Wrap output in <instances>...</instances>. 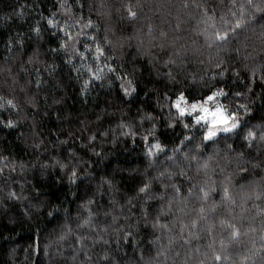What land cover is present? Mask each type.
I'll return each instance as SVG.
<instances>
[{
  "label": "trees",
  "instance_id": "obj_1",
  "mask_svg": "<svg viewBox=\"0 0 264 264\" xmlns=\"http://www.w3.org/2000/svg\"><path fill=\"white\" fill-rule=\"evenodd\" d=\"M60 3L0 0V97L17 105L0 110V119L17 122L14 128L0 125V264H80L77 237H88L91 246L97 233L109 244L90 247L93 259L110 247L115 264H264V195L256 196L264 191V147L249 149L242 137L232 136L205 148L203 129L189 117L180 122L169 107L179 91L191 101L223 88L227 98L216 99L228 111L246 104L251 112L241 109V120L264 125V21L230 34L218 48L208 46L206 32L223 30L242 12L247 17V0H63V8ZM129 7L135 18L128 16ZM53 13L61 25L91 19L92 28L84 31L96 37L103 56L96 59L95 44L86 36L78 45L81 51L83 43L91 45L85 59L69 63L63 52L51 51L63 36L48 28L46 18ZM37 24L39 38L32 30ZM170 57L176 64L165 67ZM97 66L104 79L84 88L88 69ZM169 68L174 80L165 75ZM37 80L43 81L39 88ZM128 80L136 87L132 97L120 87ZM122 123L136 136L122 135L128 131ZM90 135L94 142L84 139ZM185 135L191 140L181 145ZM144 136L158 140L166 154L149 158ZM240 152L248 161L242 165L246 172L238 170ZM72 153L79 175L74 184L68 169L55 166L57 160L71 166ZM165 169L176 175L152 179ZM104 179L113 181L112 188L104 184L97 191ZM149 180L155 199L145 206L137 190ZM225 187L228 200L221 199ZM200 188L208 191L207 200ZM10 192L16 197L9 198ZM154 218L167 227L153 229ZM228 224L238 229L237 237Z\"/></svg>",
  "mask_w": 264,
  "mask_h": 264
},
{
  "label": "snow or ice",
  "instance_id": "obj_2",
  "mask_svg": "<svg viewBox=\"0 0 264 264\" xmlns=\"http://www.w3.org/2000/svg\"><path fill=\"white\" fill-rule=\"evenodd\" d=\"M248 5L251 7L252 11L245 17L243 12L234 20L233 23L230 24V26L224 28L223 30H216L212 32L211 34H208L206 32V39L208 42V46L212 47L214 44L216 47H221L224 43H227V41L230 39V34L235 35L238 30L242 28L252 27L256 23L260 21H264V0H247ZM60 7H64L63 0H61ZM83 7V4H81V8ZM128 16L130 18L136 17V12L132 11L131 7L127 9ZM233 16H236V13H233ZM46 23L48 25V28L53 30V35H58L59 33H63V36L60 38L58 49H51L53 52L61 51L64 53L66 57V61L71 63L76 57H79L80 59L86 58V52L92 51V47L89 43H83L82 47L84 51H81V47L78 46L81 44L80 37L86 36L88 39L92 41L93 44H95V53L96 59L99 60L100 56H103L104 49L103 47L96 42V37L94 35H90L88 32H85L84 29L92 28V21L91 19L84 21L83 16H81L79 19L74 20L72 24H63L61 25L59 21L55 19V13H53L52 16L46 18ZM264 27V25H262ZM78 30H75L77 29ZM33 32L37 35L39 38L41 33V28L39 24L33 27ZM176 60L173 58H169L167 61H165V67H168L169 65H175ZM108 68L109 72H113L114 69L111 65H105ZM217 67H220V64H217ZM89 73L91 74L90 80H87L84 82V88H87L88 85L92 83V81H102L104 79V73L103 69L97 66L96 70L93 71L91 68L88 69ZM167 78L169 80H174L175 77L173 76L171 68L165 73ZM219 75H223V70L219 73ZM253 76H255V72H253ZM120 79H125L124 77H120ZM37 87L39 88L40 84L43 83V81L37 80ZM121 91L123 92L125 97H132L133 94L136 92V87L133 85L131 80H128L126 84H121ZM83 91V89H82ZM234 95L240 96V92H236ZM225 97L227 98L228 93L224 91L223 88H216L214 90H211L208 94H206L202 99L200 100H191L189 101L188 97L186 96L184 91H179L178 94L175 95L174 99H171L167 95H165L164 99L169 100L171 99V103L169 107L171 109L175 110V117L180 122H183V118L189 117L190 123L194 126H200L203 129L202 136H203V147L207 148L209 144L215 145L219 139L228 140L232 136L236 137H242L244 141V146L247 148H260L264 147V125L260 126H250L248 123L243 122L241 120V109L243 110V113H249L251 112V109L247 107L246 104H240L236 111H228L219 101H217V97ZM36 105L33 104V107ZM5 107L9 109H16L17 105L14 103L12 99L5 100L3 97H0V110L4 109ZM16 121L10 118L0 119V125L6 128H14L16 127ZM173 121H170L169 126H173ZM184 128L189 127V123H184ZM128 127V131H123L121 134L125 136L131 135L132 137L136 136V133L131 130V128L125 124H121V128ZM155 128V125H153V129ZM246 130V131H242ZM65 135L73 136L74 133L68 132L65 133ZM89 142H94L96 139L95 135H90L86 138ZM143 140L145 141V148H146V155L149 158H155L160 153L166 154L165 146H163L158 140H149V136H144ZM191 140V137L188 135H185L184 138L180 141V144H184V141ZM43 141L38 142L34 145V147L39 148ZM61 144L67 143V141H60ZM90 147H93L94 145L92 143L89 144ZM196 148H201V144H196ZM227 148L230 151H234L233 146L231 144L227 145ZM175 151V150H174ZM195 159V157H192ZM167 159L172 160V156H168ZM77 161H75V153H72V163L71 166L67 162H62L60 160H57L55 162V166L59 167L61 170L68 169L69 171V182L70 183H76L79 179L78 175V168H77ZM248 163V161H245L243 159V152L237 153V164H238V170L240 172H246L247 168L242 166L244 164ZM47 165H43L42 167H46ZM254 167L258 165H253ZM23 167V165H21ZM202 167L207 168V162H205ZM12 171H15L13 168ZM3 173V169H0V174ZM167 173V175H166ZM176 173L169 171L168 169H165L164 171H161L159 173V177H153L152 179H158V178H167L169 180L172 179L173 176H175ZM179 175L183 176L184 173L181 171ZM104 184L108 185V188L111 189L113 186V181L111 179H104L102 180L101 184L98 186L97 191H99L101 188H103ZM166 187V185H165ZM171 187L177 192H180V188L173 183ZM189 194H191L192 189L189 188ZM200 193H202L201 199L207 200L209 193L204 188H200ZM87 193V189H86ZM15 192L9 193V198L16 197ZM94 195V194H93ZM262 195H264V191L257 193V199H259ZM137 198H139L145 206H147V202L149 200L155 199V193L152 191V181L149 180L147 182H143L141 186L138 187L137 190ZM229 197V190L227 187L223 189V196L222 200H228ZM93 199H89L88 203H93ZM114 202V201H113ZM131 203V200L129 201ZM201 212H203V208H201ZM51 215V213H49ZM143 219L145 222V225L148 224V212L145 207L144 210H142ZM115 220V217L113 218ZM84 224L90 225L91 221L88 219H85ZM223 223V221H222ZM193 227L196 225V221H192ZM83 226V225H81ZM157 226L160 227H167V225H160L159 219L154 218L151 224V227L155 229ZM228 228L232 229L231 236L233 238L237 237L239 235L238 229L235 227V225L228 224ZM131 233H125V238L130 239ZM88 237L85 236H79L77 237L76 243L80 244L81 247L77 249V252H82L83 259L80 261V264H115L114 258L110 255L111 249L105 248L103 251L99 254H97V259H93L92 253L89 251L90 247H94L95 244H102V245H108L109 241L105 240L103 235L101 233H97L95 237V242L93 245H89L87 243ZM73 260L77 259V256L74 254L72 257ZM222 257L217 254L214 256V260L219 262L221 261ZM247 259V258H245Z\"/></svg>",
  "mask_w": 264,
  "mask_h": 264
},
{
  "label": "rangeland",
  "instance_id": "obj_3",
  "mask_svg": "<svg viewBox=\"0 0 264 264\" xmlns=\"http://www.w3.org/2000/svg\"><path fill=\"white\" fill-rule=\"evenodd\" d=\"M224 168H225V167H224ZM223 172H226V169H224Z\"/></svg>",
  "mask_w": 264,
  "mask_h": 264
}]
</instances>
